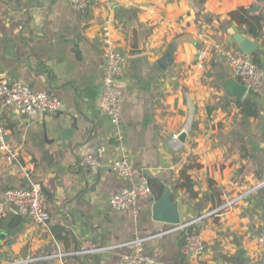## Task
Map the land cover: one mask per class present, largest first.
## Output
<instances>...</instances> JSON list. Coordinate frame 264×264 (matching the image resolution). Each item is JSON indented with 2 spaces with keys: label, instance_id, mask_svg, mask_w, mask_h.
<instances>
[{
  "label": "crops",
  "instance_id": "1",
  "mask_svg": "<svg viewBox=\"0 0 264 264\" xmlns=\"http://www.w3.org/2000/svg\"><path fill=\"white\" fill-rule=\"evenodd\" d=\"M238 7H258L251 13L264 15V0H100L84 10H75L68 0H0V79L53 93L63 103L58 112L31 115L0 102L6 141L18 153L10 161L0 151V191L38 181L50 213L43 227L17 207H6L0 264L70 252L85 240L116 245L172 226L152 218V204L162 189L134 207L116 210L108 200L127 186L125 179L108 166L91 169L82 163L88 152L108 159L119 155L121 147L154 189H170L181 223L245 194L206 220L202 259L206 264H263L264 209L256 205L258 194L249 195L264 186L252 190L264 181L254 174L260 168L264 175V162L251 155L253 148L264 153V97L258 127L254 123L245 134L259 143L239 142L238 109L219 106L227 95L222 83L235 79L230 68L211 55L203 69L196 66L198 51L213 43L239 52L233 36L240 32L229 16ZM106 26L122 56L117 126L97 102ZM133 38L141 49L135 55L129 54ZM258 42L255 51L264 65V28ZM168 54L172 63L163 64ZM210 106L214 109L208 113ZM182 132L183 141L172 139ZM190 164L187 172L198 194L193 199L173 188ZM209 181L222 201L215 208ZM260 191L264 204V187ZM54 225L68 231L67 249L54 238ZM181 245L182 232L174 231L147 241L143 254L147 264H182ZM129 252L121 246L52 258L48 264H118Z\"/></svg>",
  "mask_w": 264,
  "mask_h": 264
},
{
  "label": "built area",
  "instance_id": "2",
  "mask_svg": "<svg viewBox=\"0 0 264 264\" xmlns=\"http://www.w3.org/2000/svg\"><path fill=\"white\" fill-rule=\"evenodd\" d=\"M99 1L68 0V3L75 10H84ZM102 44L101 94L97 102L99 109L117 126L120 120V98L122 95V88L119 84L122 56L107 26L104 28ZM210 55L223 58L230 68L233 78L245 85L248 92L252 91L264 97V67L254 64L250 56L238 51L232 53L222 45L213 43L210 48L205 46L198 51L196 66L203 69ZM0 102L3 107L19 109L31 115L40 112L54 113L63 108L62 101L55 94L35 90L29 85L7 78L0 79ZM7 133L8 129L2 124L0 118V151L7 154L10 161H15L18 159V153L9 147L6 141ZM172 139H179L178 134L172 135ZM120 150L119 155L108 159H101L96 153L88 152L82 157V163L91 169L108 166L115 174L125 179L127 186L113 193L108 200L113 209L125 210L134 207L141 200L149 199L151 191L144 170L128 159L127 155L124 154L123 147ZM243 196L241 195L216 209L207 211L201 216L182 223L172 224L169 228L152 234L134 236L116 245H99L92 240H85L77 249L70 252H58L44 257H26L11 261L10 264H32L41 258L49 260L52 258L61 259L64 256L95 254L121 246L129 247L130 252L122 255L118 264H147L148 261L143 254L144 244L153 238L174 231L182 232V245L180 247L183 255L182 264H206L202 259L206 246L202 231L208 226L206 220L222 209L231 207L237 199H241ZM11 205L17 207L19 213L28 216L40 226L46 227L50 221V213L45 207V196L38 181L30 180L26 187L7 188L0 191V226L6 215V207ZM259 240L260 242L264 241L263 238Z\"/></svg>",
  "mask_w": 264,
  "mask_h": 264
},
{
  "label": "trees",
  "instance_id": "3",
  "mask_svg": "<svg viewBox=\"0 0 264 264\" xmlns=\"http://www.w3.org/2000/svg\"><path fill=\"white\" fill-rule=\"evenodd\" d=\"M229 16L231 21H233L236 24V27L238 31L242 34H246L251 36L254 40L259 41L260 38H262V32L264 28V15L262 13H251L247 12V10L244 7H238L237 9L230 11ZM252 62L256 64L259 67H264L263 63L261 62L260 55L257 51H255L250 56ZM260 97L259 95L255 94L252 91H249L246 96L241 99H235L229 96H225L224 100H222L219 104L221 109L230 108L232 105L235 106L238 109V114L240 116V122H241V129L244 134L249 133L251 125H256L258 127V124L261 121V115H260ZM212 109H214V106L208 107V113H211ZM253 121V124H252ZM246 147L242 145V149H245ZM249 155V154H248ZM193 167L191 164L184 166L180 173L178 178L173 183V188L178 189L181 188L185 190L188 193V196L193 199L198 196L197 192L194 189V181H192L190 175L188 174L187 170L189 168ZM254 174L258 177V179L261 181L264 179V175L262 174L261 169H257ZM212 182L209 181V186L211 188L212 193V199L214 201V206L212 208H215L217 205H220L222 203L219 196L216 194L215 187L212 186ZM264 187V186H263ZM253 191L249 196H258L255 198L256 205L260 206L264 209V204L262 201V193L261 189ZM43 190V189H42ZM262 217L264 219V213H262ZM264 228V227H263ZM52 234L54 238L62 243L65 244L66 249L68 248V241H69V233L64 227L54 225L51 227ZM71 257V256H70Z\"/></svg>",
  "mask_w": 264,
  "mask_h": 264
},
{
  "label": "water",
  "instance_id": "4",
  "mask_svg": "<svg viewBox=\"0 0 264 264\" xmlns=\"http://www.w3.org/2000/svg\"><path fill=\"white\" fill-rule=\"evenodd\" d=\"M258 7H251L247 9V12H254L257 11ZM134 39V38H133ZM233 40L238 45L239 53L245 54L248 56H251L255 50L259 47L258 41H253L246 37L242 33H236L233 36ZM76 54L78 53L75 51ZM141 52V49L139 47V43L137 39L135 38L133 40V43L131 44V48L129 50V54L135 55ZM165 60H163V64H166L168 62L169 64L172 63V56L170 54L166 55ZM222 89L223 91L230 97L241 100L243 99L247 94V88L245 85L241 84L239 81L235 79H226L222 83ZM185 133L182 132L179 135V139L181 141L184 140ZM264 185V181L260 182L257 186H255L252 190ZM148 186L150 188V191L152 194L154 192L162 189L159 197L153 202L152 204V218L156 221H160L167 224H178L180 222L177 204L172 199L171 191L167 186H160L158 189H154V187L151 185L150 181L148 180ZM32 264H48L47 258H41L33 262ZM264 264V260H263Z\"/></svg>",
  "mask_w": 264,
  "mask_h": 264
},
{
  "label": "rangeland",
  "instance_id": "5",
  "mask_svg": "<svg viewBox=\"0 0 264 264\" xmlns=\"http://www.w3.org/2000/svg\"><path fill=\"white\" fill-rule=\"evenodd\" d=\"M234 53V52H232ZM233 77V76H232ZM220 127V125H219ZM242 136H239V135H235V138L236 140H238L239 142H243V143H249L250 142L252 143L251 145L254 147V146H257V143H259V138L257 137V139H251L250 137H248L247 135L245 136V134L242 132ZM251 155H252V158L253 160L255 161H258V163H263L264 162V153H262V151L260 149H256V148H253V150H251Z\"/></svg>",
  "mask_w": 264,
  "mask_h": 264
}]
</instances>
